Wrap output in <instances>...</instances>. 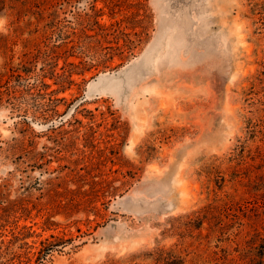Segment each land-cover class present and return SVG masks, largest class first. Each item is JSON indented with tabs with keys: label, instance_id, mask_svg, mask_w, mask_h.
I'll return each mask as SVG.
<instances>
[{
	"label": "rangeland",
	"instance_id": "374dc122",
	"mask_svg": "<svg viewBox=\"0 0 264 264\" xmlns=\"http://www.w3.org/2000/svg\"><path fill=\"white\" fill-rule=\"evenodd\" d=\"M0 264H264V0H0Z\"/></svg>",
	"mask_w": 264,
	"mask_h": 264
},
{
	"label": "water",
	"instance_id": "95a60500",
	"mask_svg": "<svg viewBox=\"0 0 264 264\" xmlns=\"http://www.w3.org/2000/svg\"><path fill=\"white\" fill-rule=\"evenodd\" d=\"M116 76V74H114ZM114 75L112 76H109V75H102V76H98L96 79L92 80L89 84H88V87L86 89V91L83 93V95H81L79 98H77L76 100H74L70 105L69 107L66 109V111L61 115L59 116L56 120L44 125V126H41V127H38L39 129H50V128H53V127H57L59 125H61L63 122H65L68 118H70L72 116V114L74 113L75 109L81 104L83 103L84 101H86L87 99L91 98V97H96L100 94H102V89L99 88V87H94V84L95 82L97 81H104L108 78L110 79H114L112 78ZM24 120L28 121L29 123L30 120L24 118ZM50 249L46 250L45 253L49 252Z\"/></svg>",
	"mask_w": 264,
	"mask_h": 264
}]
</instances>
